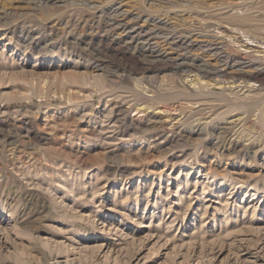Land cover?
I'll return each instance as SVG.
<instances>
[{
	"label": "rangeland",
	"instance_id": "obj_1",
	"mask_svg": "<svg viewBox=\"0 0 264 264\" xmlns=\"http://www.w3.org/2000/svg\"><path fill=\"white\" fill-rule=\"evenodd\" d=\"M203 2L0 0V264H264V80L190 68L264 29Z\"/></svg>",
	"mask_w": 264,
	"mask_h": 264
},
{
	"label": "bare ground",
	"instance_id": "obj_2",
	"mask_svg": "<svg viewBox=\"0 0 264 264\" xmlns=\"http://www.w3.org/2000/svg\"><path fill=\"white\" fill-rule=\"evenodd\" d=\"M218 2L219 0L218 1L214 0L212 2L208 0H204L203 2V4L205 3L204 6L205 12H203L204 10L202 9L201 11L203 13L202 12L200 13L204 14L203 16L206 18L205 20L208 26L213 24V22L215 21L226 22L232 27H240L242 29H245V31H247L248 33L249 32L253 33L256 36L259 35V33L255 31L256 29H260V30L264 29V18L261 19L259 17H256L254 13L252 14L248 10H247L248 12L244 11V13L231 12L230 10H222L221 12H216V10L220 11V9L225 7V6L221 7L220 3L218 6H215L216 3ZM262 35L264 36V33H262ZM210 42H212V40ZM218 43L221 45H217L215 47L217 48L216 57L217 60L219 61L218 63L221 64L220 66L208 67L206 64H192L190 65V68H196L203 73L211 74L216 77L221 76V78H225V76L229 73L227 71L228 68H231L233 70L232 73L234 74L231 76L232 78L241 77V79L244 78V80L245 79L257 80V81L264 80V56H257L255 54L243 52L240 49L228 43L223 42L222 40L220 41L218 40ZM211 44L208 43L209 46ZM184 65L185 64H183L182 66ZM223 65H225L226 67ZM245 67H249V69L246 70ZM222 98L216 97L215 99H218V101L211 102L212 104L211 106H214L216 110L220 108L222 105H224V103L221 100ZM230 101H231L230 110H235V109L241 110V107L237 105L234 100H230ZM244 107H246V111L251 110L250 106H244Z\"/></svg>",
	"mask_w": 264,
	"mask_h": 264
}]
</instances>
